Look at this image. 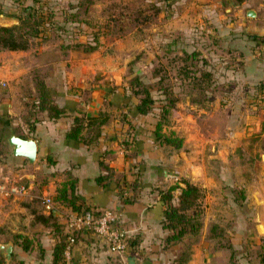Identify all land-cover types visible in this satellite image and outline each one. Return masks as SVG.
<instances>
[{"label":"crops","instance_id":"crops-1","mask_svg":"<svg viewBox=\"0 0 264 264\" xmlns=\"http://www.w3.org/2000/svg\"><path fill=\"white\" fill-rule=\"evenodd\" d=\"M27 1L0 0V14L15 16L5 11ZM166 1L171 9L172 0ZM262 1L241 0L230 5L227 9L231 13L225 15L221 13L219 0H195L190 5L186 4L187 7L183 4L182 18L191 16L192 24L200 28L198 31L207 26L210 33H216L215 37L225 42L227 54L231 57H228L230 63L222 72L232 77L235 86L244 91L240 96L241 108L230 110L232 121L240 115L243 131L239 136L232 137V133H228L225 137L213 135L208 139L216 147L209 154L212 159L207 164L198 161L197 152L201 144L198 145L200 136L197 131L182 138L181 144V147L184 144L191 146L189 151L195 155H185L183 150L177 154L162 151L163 144L155 139L153 133L157 115L151 111L142 114L134 110L137 99L130 95L121 77L116 75L121 69L109 71L118 65L94 68L97 73L90 83L83 78L89 72L86 61L85 64L83 61L77 63L79 66L75 67L63 55V50L48 49L44 40L34 38L39 41L35 43L36 51L32 54L33 68L50 88L51 102L63 112L53 117L46 110L39 111L33 130L28 131L21 119L27 101L17 109L12 101L0 103V129L5 141L12 133L30 137L36 143L33 161L12 154L7 141L0 157V188L24 187L22 191L0 195V244L12 243L8 260L0 252V264H52V248L60 233L66 235L65 215L70 210L57 202L54 194L56 188L69 178H74V192L81 197L82 206L95 211L104 208L118 210L121 213L119 225L131 235L128 251L117 254L108 250L102 239L78 231L71 249V264H264L258 253L261 249L264 252V177L249 192L254 187V180L250 178L251 174L244 173L248 170L244 168L245 164L223 158L224 153L238 152L235 147L240 144L241 153L251 157L254 156L251 152L259 150L258 163L264 167L260 158L264 144V34L248 33L264 29L260 16ZM64 2L73 10L79 8V2L75 0ZM247 9L253 10L255 16H247ZM166 12L171 13L172 9ZM205 16L208 17L206 21ZM12 23L16 22L0 18V24ZM201 40L202 37L196 35L189 42L199 48ZM28 47L5 51L24 54ZM96 49L82 51L93 52ZM129 57L133 56L128 55L124 60L129 61ZM7 59H1V67L8 68L10 60ZM28 89L30 99L35 94L32 82ZM18 96L25 98L21 93ZM235 99L233 96L226 104L232 103L234 107L238 104L234 103ZM75 116L83 120L78 138L66 135ZM91 117L96 120L87 125ZM97 120L100 121L98 126ZM223 159L226 160L224 164L221 162ZM177 160L178 164L175 163ZM169 167L173 169L167 171ZM169 173H176L180 179L196 184L203 194L197 238L190 244L189 259L182 262L176 258L181 250L180 244L184 243L180 240L173 244L164 241L170 230L160 222L161 207L153 188L172 183L168 179ZM99 174L107 177L97 181L95 177ZM133 174H136L138 185L131 190L128 183L134 178ZM122 184L123 189L119 191ZM229 187L239 188L241 194L234 195ZM132 194L131 200L123 199L125 195ZM46 196L53 202L49 210L43 203ZM38 215H50V220L44 223ZM52 221L59 224L61 230L56 231L49 223ZM213 222L223 227L227 246L218 245L208 237L209 225ZM258 223L261 231L255 228ZM20 236L29 240L26 249L20 244ZM54 264L62 263L57 261Z\"/></svg>","mask_w":264,"mask_h":264},{"label":"rangeland","instance_id":"rangeland-1","mask_svg":"<svg viewBox=\"0 0 264 264\" xmlns=\"http://www.w3.org/2000/svg\"><path fill=\"white\" fill-rule=\"evenodd\" d=\"M40 1L44 2V0ZM46 1L50 4L42 5L46 6L42 9L43 15L46 16L44 18L46 28L42 40L48 44V49L63 50V55L72 61L75 67L79 66L77 63L81 61L83 64L87 62L89 74L86 73L83 78L90 83L97 73L94 68L118 65L109 71L121 69L116 75L121 77V82L127 87L130 95L138 99L139 94L132 93L129 85L136 76L148 88L153 98L151 112L158 116L161 111L160 105L170 103L167 108V120L163 124L164 132L172 131L174 135L180 136L181 144L182 138L193 135L196 131L198 136L203 138L198 139V145L201 144L197 152L198 161L207 164L209 159H212L209 154L216 146L211 145L207 140L213 135L225 137L228 133H232L233 137L241 134L244 129L242 119L237 115L236 120L232 121L230 110L234 108L236 111L241 108L240 96L244 91L235 86L232 77L222 72L224 66L230 63L228 57L231 56L227 54L229 52L227 45L218 40L217 36L215 37L216 33H210L207 26L198 31L200 28L192 24L191 16L181 17L186 4L190 5L195 0L177 2L172 0L171 13L166 12V10L171 11L166 0H75L79 2V8L74 10L71 5L62 3L63 0ZM240 1L219 0L221 13L223 15L231 13L227 8ZM81 19L82 21H79ZM207 19L208 17L205 16L204 21ZM57 20L62 25L60 29L54 28ZM182 20H185V23ZM240 29L242 31L241 27ZM93 35L97 37L98 42L95 51L85 52L82 51L81 46L73 45L74 42H93L91 40ZM196 35L202 37L199 48L189 42ZM37 41L39 40L32 39L31 45L24 54L0 49V61L6 58L10 60L8 68L1 67L2 63H0V103L12 101V105L17 109L19 105L24 104V101L30 100L28 87L34 74L32 54L36 51ZM128 55L133 57L126 62L124 58ZM133 86L139 88L136 83ZM20 93L24 94L25 98L18 96ZM233 96L236 98L234 103L235 101L238 103L234 107L232 103L226 104ZM26 97L28 100H25ZM6 144L5 135H2L0 129V157L3 155L4 146L7 147ZM236 145L235 148L239 151L234 150L228 155L224 153L223 158H229L228 161L232 163L245 164L244 168L248 170L244 173L251 174L250 178L254 180V187L249 191L252 192L257 186V181L264 177V167L258 163L259 150L251 152L254 155L251 157L242 154L240 144ZM262 145L263 151L264 144ZM191 149V146L185 144L178 148H169L168 145L162 147L163 152L177 154L179 150H183L185 155L193 156L195 154L189 151ZM177 162L178 160L175 163L178 164ZM221 162L224 164L226 160L223 159ZM171 169L173 168L169 167L167 171ZM169 174L168 179H171L172 183L181 181L176 173ZM229 190L234 191V195L241 194L237 187H229ZM176 193L175 190L174 194ZM202 197L203 194L199 200L200 205ZM172 199H176V196ZM192 239L185 238L183 242ZM221 239L226 241V235H221ZM183 246L180 244L181 249ZM247 253L250 254L249 251ZM258 253L261 255L263 249Z\"/></svg>","mask_w":264,"mask_h":264},{"label":"trees","instance_id":"trees-1","mask_svg":"<svg viewBox=\"0 0 264 264\" xmlns=\"http://www.w3.org/2000/svg\"><path fill=\"white\" fill-rule=\"evenodd\" d=\"M50 4L49 1L44 0H28L25 3L15 5L12 10L5 11V13L14 14L17 17V22L12 24H0V49L8 50H22L27 48L32 39L39 37L43 38V31L46 28L45 20L46 17L42 13V9L45 8L42 5ZM56 21L55 29L62 28V25ZM76 21V20H75ZM64 22V21H62ZM86 22V21H85ZM96 36L93 35L92 41L85 43L74 42L73 45L81 46V49L85 51H91L95 49L98 45L96 41ZM32 78V83L34 86L35 94L27 102L24 107V112L21 113V119L25 123L28 131H32L34 123L38 120L39 111L46 110L49 116H58L63 112L62 108L56 106L51 102V90L45 85L43 79L35 71ZM136 83L139 88H135L133 85ZM130 85V90L134 94H139V97L134 104V110L138 113L145 114L153 108V98L147 87H145L142 82L134 76ZM169 100V98H167ZM172 104V99H170ZM170 104V103H169ZM168 104V105H169ZM168 105L163 103L160 105L161 111L158 113L155 127L153 130L155 139L159 141L160 144L164 146L168 145L169 148H178L181 145V137L174 135L172 131L166 133L162 130L163 124L166 122V114ZM80 116H75L73 119V125L67 131V136L72 138H78L77 134L83 126V120ZM95 117H91L87 121L88 124H93ZM103 119L101 117V123ZM100 123L97 120L94 124L98 126ZM97 130V128H94ZM134 178L128 183L131 190H134L138 185L136 181V174H133ZM107 177L106 174H99L95 177V180L100 181ZM183 185H179L177 181L170 183L165 186H155L154 191L157 196L156 201L161 207L160 222L163 227L170 230V232L165 236V243L173 244L179 240L183 242L185 238H191L189 242H183L184 246L180 250L177 260L182 262L188 260L190 257V244L195 239L198 229L201 225V214L202 206L200 205V197L202 196L201 189L194 183L189 182L186 179L181 178ZM122 185H119L118 190L122 191ZM176 193V199L172 202V197L174 196V191ZM132 195H125L124 200H131ZM54 199L67 206L70 210L80 212L88 207L82 206L81 197L74 192V178H69L63 181L57 188L54 194ZM95 211V210H94ZM38 218L42 222L47 223L50 220V215H38ZM56 231L61 230L59 224L54 221L49 222ZM223 235V227L217 222H213L209 225L208 237L215 240L218 245L227 246V242L221 239ZM59 239L54 243L52 248V264L62 261V249L64 246L65 233H60ZM20 244L22 248L26 249L29 240L25 236H20ZM131 238L129 239L130 244ZM260 261H264V252L260 255Z\"/></svg>","mask_w":264,"mask_h":264},{"label":"built area","instance_id":"built-area-1","mask_svg":"<svg viewBox=\"0 0 264 264\" xmlns=\"http://www.w3.org/2000/svg\"><path fill=\"white\" fill-rule=\"evenodd\" d=\"M262 22L264 23V0L260 12ZM24 187L9 186L0 188V195L7 196L12 192L22 191ZM45 209L49 210L53 202L49 196L43 197ZM121 213L115 209L104 208L97 211L87 208L80 212L69 210L65 215L66 235L62 249L63 264H71V249L75 243L78 231H85L99 239H102L108 250L125 254L129 249L130 233L119 225Z\"/></svg>","mask_w":264,"mask_h":264},{"label":"water","instance_id":"water-1","mask_svg":"<svg viewBox=\"0 0 264 264\" xmlns=\"http://www.w3.org/2000/svg\"><path fill=\"white\" fill-rule=\"evenodd\" d=\"M246 14L249 17L255 16L254 11L251 9H247ZM0 18L5 19V21L7 22H17V18L15 16L0 14ZM250 32L264 34V29L262 28L261 30H251ZM131 58L132 57H129L128 60ZM6 141L11 146L12 154L26 157L28 161L34 160L36 155V143L32 138H25L11 133L6 137ZM260 158L264 161V150L261 152ZM179 184L183 185V182H179ZM255 228L257 231H261V224H256ZM11 247L12 243L10 241L0 244V252L2 253L5 260H8L11 255Z\"/></svg>","mask_w":264,"mask_h":264}]
</instances>
